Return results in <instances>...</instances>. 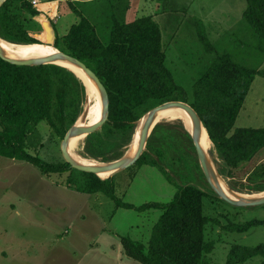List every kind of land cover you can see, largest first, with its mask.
Wrapping results in <instances>:
<instances>
[{
  "label": "rangeland",
  "instance_id": "obj_1",
  "mask_svg": "<svg viewBox=\"0 0 264 264\" xmlns=\"http://www.w3.org/2000/svg\"><path fill=\"white\" fill-rule=\"evenodd\" d=\"M120 1L128 5L124 12L127 19L132 0H38L37 5L41 4V16L51 20L60 35L78 22L72 11L77 8L97 24L99 36L106 39L111 11L105 5L110 2L121 7ZM138 1V17L151 16L160 27L165 65L184 91L182 102L194 105L195 83L223 56L264 71V39L255 34L244 17L246 0ZM45 4L47 10L41 7ZM81 83L85 88L82 113L87 89ZM72 102L69 95V112ZM238 128H264V76L255 77L234 125V130ZM91 135L84 136L75 152L102 164L122 159L134 136L107 138L102 154L97 156L100 144ZM65 136L53 137L46 125H39L32 140L41 138L43 144L32 153L48 162L66 161L62 153ZM208 155L224 181L226 194H230L229 189L244 197L264 191V176L253 175L257 170L261 174L264 149L233 176L228 175L214 145ZM140 159L135 166L111 176L117 197L114 200L103 193L82 194L63 186L61 180L69 173L57 181L59 176L49 178L30 163L0 157V264H141L126 255L122 238L149 242L161 211H137L123 204L168 203L178 187L187 184L206 193L205 214L219 221L207 226V239L214 242V250L203 257V264H228L233 245L255 248L264 243V225L245 234L225 228L232 223L264 220V205L233 206L220 199L205 177L191 134L180 121L158 122ZM260 263L261 258L255 257L243 264Z\"/></svg>",
  "mask_w": 264,
  "mask_h": 264
},
{
  "label": "trees",
  "instance_id": "obj_2",
  "mask_svg": "<svg viewBox=\"0 0 264 264\" xmlns=\"http://www.w3.org/2000/svg\"><path fill=\"white\" fill-rule=\"evenodd\" d=\"M246 1L244 17L255 34L264 39V0ZM120 4L121 7L110 2L105 5L111 11L106 39L99 36L97 24L75 8L72 11L78 22L65 34L56 33L51 44L87 65L109 94L108 120L91 135L100 144L95 155L102 154L107 138L125 134L131 139L141 118L153 108L170 101H184L185 97L165 65L157 22L151 16L127 22L124 12L128 5L121 1ZM40 12L30 0H7L0 8V38L15 44H46L42 23L47 19ZM257 75L264 76V71L223 56L194 86L195 102L191 106L202 120L229 176L264 149V128L234 130ZM84 92L81 81L62 67L17 66L0 58V157L30 163L49 178L59 176L57 181L69 173L61 180L63 186L82 194L103 193L117 200L113 178L102 180L73 169L66 161L48 162L32 153L43 144L41 138L32 140L39 125H46L53 137L66 135L80 116ZM69 95L73 96L72 112L67 105ZM259 170L261 174L257 170L253 175L264 176V166ZM205 197L203 190L187 184L179 186L168 203L123 204L124 208L137 211L153 208L161 211L149 242L122 238L126 255L141 264H203V257L214 250V242L207 239V226L219 224L205 214ZM261 225L264 220L232 223L225 228L245 234ZM255 257H260V264H264V243L255 248L233 245L228 264H243Z\"/></svg>",
  "mask_w": 264,
  "mask_h": 264
},
{
  "label": "water",
  "instance_id": "obj_3",
  "mask_svg": "<svg viewBox=\"0 0 264 264\" xmlns=\"http://www.w3.org/2000/svg\"><path fill=\"white\" fill-rule=\"evenodd\" d=\"M6 1L7 0H0V8L4 5ZM42 25H43V30L46 34L45 36L46 44H38V45H49L54 47L51 44L55 42L57 35L52 21L46 20L45 22L42 23ZM27 45H35V44H27ZM55 49L57 50V53L50 57L22 60L7 56L0 44V58L13 65L29 66V67L54 64L55 61H62L80 70L97 87L100 93L101 105H102V115L100 120L94 125L89 127L79 126L76 122L73 125V127L68 131L62 143L63 156L66 162L70 164L72 168L82 172L94 174L102 180H107L111 178V176H113L114 174L131 168L141 158L147 146L152 131L156 127L157 123L160 122L161 112L170 109H176L183 111L192 122L193 129L191 136L195 144V148L197 151L198 158L200 160V164L202 166L205 177L208 180V183L215 191L217 196L233 206L256 207V206L264 205V197L248 198L238 195L237 193L233 192L231 189H229V192L232 195V197L225 193L224 189L219 185L218 174L216 173L213 167V163L208 153L203 149L201 145L202 130L203 127L205 128V126L203 125V122L200 119L198 113L195 111V109L191 105L182 101L166 102L148 112L146 117L143 119L144 123L140 132L137 151L132 157H127L125 155L122 159H119L109 164H102L100 166H89L79 163L77 160H75V158L71 155V152L69 151L70 142L74 137H77L79 135L93 134L103 127V125L106 123L109 117V104H110L109 94L107 92V89L101 82V80L98 78V76L87 65H85L79 59L72 57L68 54H65L59 51L57 48ZM88 96L89 95L87 93V98L89 100ZM102 173H111L112 175L107 177L106 179H103L99 176V174Z\"/></svg>",
  "mask_w": 264,
  "mask_h": 264
},
{
  "label": "bare ground",
  "instance_id": "obj_4",
  "mask_svg": "<svg viewBox=\"0 0 264 264\" xmlns=\"http://www.w3.org/2000/svg\"><path fill=\"white\" fill-rule=\"evenodd\" d=\"M57 5V4H56ZM41 7H46L44 8L47 10L48 4L41 6ZM0 44L1 47L4 49V52L7 56L16 58V59H22V60H30V59H40V58H46L50 57L54 54L57 53V50L54 47L48 46V45H27V44H15V43H9L8 41L0 38ZM54 64L66 69L67 71L72 72L77 78H79L86 86L87 93L89 100L87 98L84 110L81 113L79 119L77 120V124L82 127H89L97 123L102 115V105H101V97L100 93L95 86V84L85 75L83 74L80 70L76 69L72 65L62 62V61H55ZM163 119H169V120H178L182 124L185 125L187 128L188 132L191 134L193 125L189 117L180 110L176 109H170L161 112L160 114V121ZM144 121H141L137 125V129L135 131V134L132 138V141L129 145V149L127 151L126 156L127 157H132L138 148L139 144V137H140V132L142 129ZM85 135H79L77 137H74L69 146V151L71 152V155L77 160L79 163L84 164V165H89V166H100L102 163L97 162L94 159L90 158H85L83 156H80L77 154L75 151L79 147V144L83 140ZM201 145L203 149L209 153V151H213V143L211 142L207 130L203 127L202 130V135H201ZM108 175V176H107ZM111 173H102L99 174V176H111ZM107 177L103 178L106 179ZM102 178V177H101ZM219 185L224 189L225 193V187L223 185L222 178L218 177ZM232 197L231 194H227ZM248 198H258V197H264V191L255 193L251 196H247Z\"/></svg>",
  "mask_w": 264,
  "mask_h": 264
},
{
  "label": "crops",
  "instance_id": "obj_5",
  "mask_svg": "<svg viewBox=\"0 0 264 264\" xmlns=\"http://www.w3.org/2000/svg\"><path fill=\"white\" fill-rule=\"evenodd\" d=\"M53 1H55V0H53ZM53 1H51V2H53ZM46 2H49V1H47L46 0ZM57 2V1H56ZM133 2H134V4H133ZM32 3V2H31ZM58 3V2H57ZM33 5V4H32ZM41 4H39V5H37V7L36 6H34L37 10H39L38 8H39V6H40ZM45 5H47V4H45ZM60 4H58V6H59ZM132 5H133V7L127 12V22H134L135 20H137V19H139V17H138V10H137V7H140L141 6V3L138 1V0H132ZM42 6H44V5H42ZM58 11V10H57ZM58 13V12H57Z\"/></svg>",
  "mask_w": 264,
  "mask_h": 264
},
{
  "label": "built area",
  "instance_id": "obj_6",
  "mask_svg": "<svg viewBox=\"0 0 264 264\" xmlns=\"http://www.w3.org/2000/svg\"><path fill=\"white\" fill-rule=\"evenodd\" d=\"M38 3H39L38 0H35L34 3H32V4L37 7Z\"/></svg>",
  "mask_w": 264,
  "mask_h": 264
}]
</instances>
